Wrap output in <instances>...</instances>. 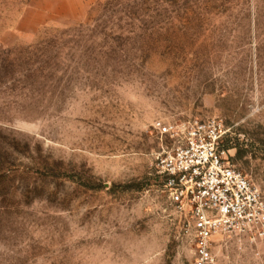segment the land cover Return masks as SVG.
<instances>
[{"label":"rangeland","instance_id":"rangeland-1","mask_svg":"<svg viewBox=\"0 0 264 264\" xmlns=\"http://www.w3.org/2000/svg\"><path fill=\"white\" fill-rule=\"evenodd\" d=\"M207 117L264 199V0H0V264H192L152 124Z\"/></svg>","mask_w":264,"mask_h":264},{"label":"built area","instance_id":"built-area-1","mask_svg":"<svg viewBox=\"0 0 264 264\" xmlns=\"http://www.w3.org/2000/svg\"><path fill=\"white\" fill-rule=\"evenodd\" d=\"M162 148L158 173L169 203L182 214L194 248L192 264H215L213 236L218 233H264L260 190L231 164L222 145L226 133L219 118H195L152 124Z\"/></svg>","mask_w":264,"mask_h":264}]
</instances>
